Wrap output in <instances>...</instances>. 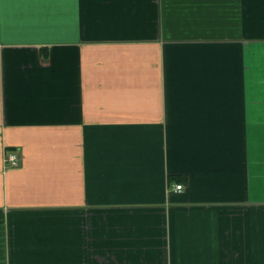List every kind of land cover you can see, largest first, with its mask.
Here are the masks:
<instances>
[{
    "label": "crops",
    "instance_id": "obj_1",
    "mask_svg": "<svg viewBox=\"0 0 264 264\" xmlns=\"http://www.w3.org/2000/svg\"><path fill=\"white\" fill-rule=\"evenodd\" d=\"M0 264H264V0H0Z\"/></svg>",
    "mask_w": 264,
    "mask_h": 264
},
{
    "label": "built area",
    "instance_id": "obj_2",
    "mask_svg": "<svg viewBox=\"0 0 264 264\" xmlns=\"http://www.w3.org/2000/svg\"><path fill=\"white\" fill-rule=\"evenodd\" d=\"M4 163H5L6 166L17 167L19 165V163H20V158L16 154H10L4 160ZM176 189L178 191H180V190H182V186H177Z\"/></svg>",
    "mask_w": 264,
    "mask_h": 264
}]
</instances>
